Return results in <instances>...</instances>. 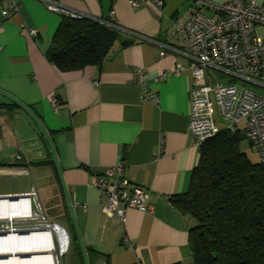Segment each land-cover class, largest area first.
<instances>
[{
	"label": "crops",
	"instance_id": "1",
	"mask_svg": "<svg viewBox=\"0 0 264 264\" xmlns=\"http://www.w3.org/2000/svg\"><path fill=\"white\" fill-rule=\"evenodd\" d=\"M15 2L19 12L8 19L1 14L5 0L0 5V88L30 106L50 132L90 264H193L189 235L197 220L174 200L188 192L200 160L189 132L194 79L190 68L160 79L179 65L189 66L168 34L193 1L166 0L161 10L149 0ZM51 5L114 26L133 43L122 47L117 42L100 66L61 72L48 52L64 14L50 10ZM153 94L158 102L143 97ZM9 103L0 95L5 105L0 108V177L29 183L0 195L34 191L46 220L68 232V253L73 249L76 264H84L47 142L31 118ZM218 123L224 124L219 118ZM122 160L125 177L131 186L147 190L154 208L152 213L129 209L125 222L103 213L92 183L93 176Z\"/></svg>",
	"mask_w": 264,
	"mask_h": 264
},
{
	"label": "built area",
	"instance_id": "2",
	"mask_svg": "<svg viewBox=\"0 0 264 264\" xmlns=\"http://www.w3.org/2000/svg\"><path fill=\"white\" fill-rule=\"evenodd\" d=\"M149 1L160 10L166 2ZM192 1L188 12L177 18L168 34V38L175 42V47L180 49L174 50L189 60V66L179 65L160 79L167 80L181 75L187 68L191 69L194 85L190 90L189 132L195 147L201 149L207 140L221 131L219 118L227 124L223 130L241 133L264 162V2L229 0L217 4L213 0ZM5 4L1 9L4 18H11L19 12L15 0H5ZM133 5L137 7L139 2L135 1ZM49 9L73 19L84 18L81 14L62 10L56 5L49 6ZM29 32L32 36L37 34L31 28ZM138 74L142 77L143 71L138 70ZM238 80L258 87L263 93L250 91L246 87L241 90L236 83ZM143 97L159 101L155 94ZM51 101L54 107L59 104L55 97ZM244 120L245 125L240 129L239 125ZM124 172L122 160L105 174L92 178L93 186L100 194L103 213L122 222H125L129 209L142 213H152L154 209L147 190L141 186H131ZM3 203L18 206L21 214L12 215L9 210L14 208L3 207ZM57 226L46 220L34 191L0 195V243L8 237L24 238L34 233L50 232L51 238L46 237L48 240L45 241L54 244V253H57L59 246V255H55L54 263L60 264L59 256L68 253L71 242L68 232L63 228L69 245L65 251L61 250ZM125 242L129 244L127 238Z\"/></svg>",
	"mask_w": 264,
	"mask_h": 264
},
{
	"label": "trees",
	"instance_id": "3",
	"mask_svg": "<svg viewBox=\"0 0 264 264\" xmlns=\"http://www.w3.org/2000/svg\"><path fill=\"white\" fill-rule=\"evenodd\" d=\"M117 42L125 47L133 40L107 24L63 16L48 59L61 72L100 66ZM244 141L241 133L223 129L207 140L188 192L174 200L197 220L189 235L193 264H264V162L250 161L241 149ZM49 164H54L52 159Z\"/></svg>",
	"mask_w": 264,
	"mask_h": 264
},
{
	"label": "bare ground",
	"instance_id": "4",
	"mask_svg": "<svg viewBox=\"0 0 264 264\" xmlns=\"http://www.w3.org/2000/svg\"><path fill=\"white\" fill-rule=\"evenodd\" d=\"M7 206L14 208L9 210L12 215L21 214L18 206L12 207L9 203H3V207ZM56 233L61 240V250L65 251L69 245L66 232L57 228ZM46 237L51 238L50 232L34 233L24 238L8 237L0 243V255H4L0 257V264H55V247L53 243L45 241L48 240Z\"/></svg>",
	"mask_w": 264,
	"mask_h": 264
},
{
	"label": "water",
	"instance_id": "5",
	"mask_svg": "<svg viewBox=\"0 0 264 264\" xmlns=\"http://www.w3.org/2000/svg\"><path fill=\"white\" fill-rule=\"evenodd\" d=\"M0 95L5 97L7 100H9L12 104L16 105L18 108H20L23 112H25L30 118L31 120L35 123V125L38 127V129L40 130L42 136L44 137L45 141L47 142V145L49 147L53 162L55 164L60 182H61V186L62 189L64 191L65 194V198L67 201V205L69 208V212L71 215V219H72V223L74 226V230H75V234L81 249V253L83 256V260H84V264H90V260H89V256H88V250L86 248V245L84 243L77 219H76V214H75V210H74V204L72 202L69 190L67 188L66 182H65V178H64V174L60 165V161L58 158V153L56 150V147L54 145V141L51 137L50 132L48 131V129L46 128V126L44 125V123L42 122V120L40 119V117L31 109L30 106L26 105L25 103H23L21 100H19L18 98H16L15 96L11 95L10 93L4 91L3 89L0 88ZM14 198V197H11ZM57 228H61L60 226H57ZM64 230V229H63Z\"/></svg>",
	"mask_w": 264,
	"mask_h": 264
},
{
	"label": "rangeland",
	"instance_id": "6",
	"mask_svg": "<svg viewBox=\"0 0 264 264\" xmlns=\"http://www.w3.org/2000/svg\"><path fill=\"white\" fill-rule=\"evenodd\" d=\"M264 82V78L262 79ZM240 89L242 90L244 87L248 88L250 91L256 93H263L258 87L246 84L243 81H236ZM227 124H221L219 127L220 129L225 128ZM245 125V120L241 122L239 128L242 129ZM242 151L248 156L251 162L258 163L260 161L258 154L249 146L248 142L245 140L241 145ZM29 181L26 178H19L15 176L9 177H0V193L11 192V191H18L19 189H23L28 185ZM35 207V205H34ZM54 214V213H53ZM74 247V245H73ZM59 246L57 247V253H54V256L58 254ZM59 255V254H58ZM59 262L61 264H76V257L74 255L73 249L70 253L65 254L63 256H59Z\"/></svg>",
	"mask_w": 264,
	"mask_h": 264
}]
</instances>
